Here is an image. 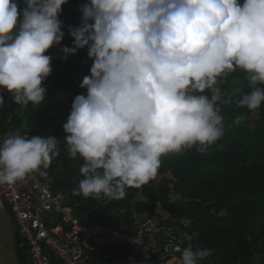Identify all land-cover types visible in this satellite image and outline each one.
Masks as SVG:
<instances>
[{
    "label": "clouds",
    "instance_id": "9594fccd",
    "mask_svg": "<svg viewBox=\"0 0 264 264\" xmlns=\"http://www.w3.org/2000/svg\"><path fill=\"white\" fill-rule=\"evenodd\" d=\"M66 2L0 0V91L14 104L44 99L53 59L45 53L65 35L58 16ZM81 13L68 29L73 46L59 49L67 59L87 47L93 61L80 84L87 94L74 98L63 124L69 157L84 161L73 195L123 199L155 178L162 156L215 144L225 134L222 76L246 74L250 91L236 107L253 112L264 103V0H87ZM58 142L19 130L0 138V185L46 176ZM185 239L178 264L215 251Z\"/></svg>",
    "mask_w": 264,
    "mask_h": 264
},
{
    "label": "trees",
    "instance_id": "16d2710c",
    "mask_svg": "<svg viewBox=\"0 0 264 264\" xmlns=\"http://www.w3.org/2000/svg\"><path fill=\"white\" fill-rule=\"evenodd\" d=\"M85 3L87 0H67L61 6L58 19L65 35L60 45L45 53L53 57L52 72L42 84L46 94L40 104L22 105L23 111L18 114L12 94L0 91L5 102L0 107V130L15 126L29 136H52L59 140V155L49 167L52 188L76 203L79 212L106 215L121 209L115 223L128 228L134 213L151 211L159 202L171 216L185 223L178 225L182 233L181 249L188 243L187 234L193 236L194 247L215 250L199 264H264V103L253 112L236 107L235 101L240 95L250 91L246 74L239 69L218 78L217 86L222 93L218 106L224 117V136L204 152L193 147L161 157L155 178L170 173L171 185L163 178L157 182L153 178L141 187H128L126 196L120 200L73 195L82 179L80 167L84 161L79 155L75 159L69 157L63 142L66 136L63 124L74 98L87 94L80 84L90 74L93 61L88 58L87 47L78 49L67 59L60 58L59 49L73 46L68 29L80 25L81 8ZM225 100L229 102L224 103ZM254 113L257 114L256 125L251 130L246 129L245 122ZM237 117L242 118L239 123H235ZM171 190L178 199L168 202ZM138 193L148 201H135L131 206V200ZM15 243L18 262L25 264L17 234Z\"/></svg>",
    "mask_w": 264,
    "mask_h": 264
},
{
    "label": "built area",
    "instance_id": "2783aa9c",
    "mask_svg": "<svg viewBox=\"0 0 264 264\" xmlns=\"http://www.w3.org/2000/svg\"><path fill=\"white\" fill-rule=\"evenodd\" d=\"M19 130H0V138ZM39 171L14 185H0V207L21 240L25 264H178L182 233L179 219L156 202L134 213L128 228L117 216L81 213L76 203L52 188ZM185 224V223H183Z\"/></svg>",
    "mask_w": 264,
    "mask_h": 264
},
{
    "label": "water",
    "instance_id": "95a60500",
    "mask_svg": "<svg viewBox=\"0 0 264 264\" xmlns=\"http://www.w3.org/2000/svg\"><path fill=\"white\" fill-rule=\"evenodd\" d=\"M0 264H19L15 234L10 221L0 207Z\"/></svg>",
    "mask_w": 264,
    "mask_h": 264
},
{
    "label": "rangeland",
    "instance_id": "374dc122",
    "mask_svg": "<svg viewBox=\"0 0 264 264\" xmlns=\"http://www.w3.org/2000/svg\"><path fill=\"white\" fill-rule=\"evenodd\" d=\"M48 78V77H47ZM46 78V79H47ZM45 79V80H46ZM16 111L18 114H21L22 111H23V106L22 105H18L17 108H16ZM257 119V114H252L251 117L249 119L246 120L245 122V128L246 129H253L256 125L255 121ZM60 147L59 143H58V148ZM163 178L164 180H166L170 185L172 184V181H173V177L171 176L170 173H165V174H162V175H159L157 176L153 181L154 182H157L159 179ZM176 199H178L177 195L174 193L173 190H171L167 196V200L168 202H173L175 201ZM139 200H144V201H148V200H145L142 195L140 193H138L134 199L131 200L130 204L131 206H133L134 202L135 201H139ZM124 210V209H123ZM121 209H115L113 211H111L109 214L111 216H117L119 213H121Z\"/></svg>",
    "mask_w": 264,
    "mask_h": 264
}]
</instances>
